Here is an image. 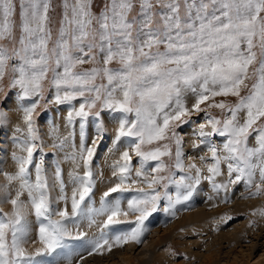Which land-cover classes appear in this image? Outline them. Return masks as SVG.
I'll return each mask as SVG.
<instances>
[{
  "label": "snow or ice",
  "instance_id": "6c2138e0",
  "mask_svg": "<svg viewBox=\"0 0 264 264\" xmlns=\"http://www.w3.org/2000/svg\"><path fill=\"white\" fill-rule=\"evenodd\" d=\"M51 6L52 0H19L17 24V0H0V93L10 73L25 125L13 136L16 171L3 173L8 184L0 186V205H11L10 212L0 207V264H72L74 257L82 262L114 247L142 245L149 217L178 218L204 182L214 194L206 195L209 201L231 203L237 185L244 188L241 199L264 195V0H104L99 15L93 0H63L55 40ZM85 64L94 66L80 70ZM49 74L55 91L46 101ZM75 100L79 106L66 121L72 126L79 119V144L74 131L61 138L55 126L51 130V147L72 166L66 180L59 158L51 161V173L45 167L46 144L35 117L42 102ZM106 110L121 114L108 150L119 158L109 165L97 206L103 172L93 161L108 132ZM200 113L204 120L197 123L193 117ZM90 118L95 130L89 142ZM5 120L0 111V124ZM186 124L193 125L191 147L207 150L199 156L203 167L185 163L178 129ZM257 212L264 216V209ZM130 214L134 221L126 219ZM85 226L97 234L90 237ZM30 244L39 246L30 250Z\"/></svg>",
  "mask_w": 264,
  "mask_h": 264
},
{
  "label": "rangeland",
  "instance_id": "374dc122",
  "mask_svg": "<svg viewBox=\"0 0 264 264\" xmlns=\"http://www.w3.org/2000/svg\"><path fill=\"white\" fill-rule=\"evenodd\" d=\"M103 5H104V0H93V8H92L93 12L96 15H99L101 10H102V8H103ZM51 7H52V10L50 12V15L53 18V23H52L53 40H55V38L58 35V30H59V27H60V21L62 20V17H63V0H52V6ZM136 11H138V6H137V10ZM136 11H134V13L132 15H136ZM16 21H17V24H19V0H17ZM160 50L163 51V48L161 47ZM257 51H259V50L257 49ZM98 59L102 63V59H103L102 54H98ZM93 66H94L93 64H85V65L81 66L80 70L90 69ZM111 67L119 68V65L116 62H113ZM250 71H251V69H250ZM50 81H51V74H49L48 81L45 82V97H46V101L52 99L54 91H55V89L51 86ZM10 82H11V74L9 73V75L5 77L4 82H3L4 92L0 93V111L5 112V114H6V112H7L6 106H7V102H8L7 99H9L11 96L14 97V101H15L16 104L12 107L10 116H12V119L14 118V120H17V121L13 120L14 122L11 123V124H14V126L11 127V134L12 135H10V137L8 139V141L10 142V144H9L10 147H8V150L10 151V153H7L8 157H10L12 159V157H11L12 153L14 151L18 152V150L15 147V144L12 143L13 142V136L17 135L16 128L17 127L24 128L25 125L23 123V113H22V110H21V107H20L21 102L18 99L19 89L18 88H16V89L11 88L10 87ZM254 82H255V77H253L252 79L247 81L249 87H251L252 83H254ZM97 83H106V81L97 80ZM241 94L242 95H247L248 94V89L243 90ZM217 99L218 100L219 99H226L229 103H232V104L236 103V98L235 97H227V98L218 97ZM46 101L42 102V106H41L40 109H38L37 115L35 117L36 126L39 129V133H40L41 137L43 138L42 134H44L43 133V127H42L41 124H42V121L44 120L45 114H48L47 120H46L44 125H45L47 131L50 132V135H51V130H52L53 126H55V128L57 129V135H59L61 138L67 137L70 132L74 131L75 132V141H76L77 144H79L80 121H79V119H76L77 121L75 120L72 126H68L67 125V121H66V116H67L68 111L71 109V107L73 105H75L76 107L79 106L80 100H75L71 104H68V103L59 104V105H57V104H48L47 107H44L43 105H44V103H46ZM27 103H30V101H25L24 102L25 105ZM188 103L189 104L191 103V98L190 97L188 98ZM52 111H54V113ZM209 111H211V113L213 115L217 116L218 118H221V113H220L219 110L210 109ZM109 113L110 112L106 110V111L103 112L102 115H103L104 121L106 123L105 125L107 126V129L110 130V131L108 130V133L114 135V131L113 130L116 127V121L115 120L118 117L117 115L120 114V113H115V114L110 113L112 115H110ZM113 115H116V116H113ZM51 117H52V119H51ZM130 118H134V114H131ZM112 119L114 121H111ZM193 119L197 123L202 122L204 120V114L200 113V114L194 116ZM106 121L107 122L110 121V122L107 123ZM114 122H115V124H114ZM110 123H112V124H110ZM4 124L5 123L0 124V139L3 136V133L5 131V130L4 131L2 130L3 127H4ZM92 125H93V127H92ZM110 125H112V126H110ZM12 128H13V130H12ZM192 129H193V125L192 124H186V125L182 126L180 129H178L180 134L185 137V141H186V145H185V163L186 164H190V163L195 162L198 166L203 167L204 162L199 160V156L200 155H206L207 154V150H206V148H203V147L201 149H193L191 147L192 139H195L194 137H192ZM85 130H86V134L88 133L87 136H89V134H90V137L94 135L95 122L91 118L89 119L88 123L86 124ZM108 137H109V135L105 136V138H108ZM105 138L103 140V143L102 142H101L102 144L100 143V146L97 149V154H96V156L94 158V161H93V168H94L95 171H97V172H103L104 171L103 172V176L98 178V184H97V190H96V193H97L96 194L97 206H99L100 195H101V193L103 191H105L107 189V187H108L107 181L111 177V168L109 167V165L112 163L113 160L119 158V153L117 155H115L114 158H111L109 156V154H108L107 157L104 158V160H101L102 157L100 155H104V152L106 150H109V148L111 147L110 145L107 146V147L105 146V145L108 144V142L105 141L106 140ZM188 138L190 140H188ZM49 140L51 141V143H49V144L47 143L48 145L45 147V152L47 153V155L45 157V167H46L47 170L50 167V165H52V167L54 168V165L51 163V161L55 158L53 156V154L55 153V156H56V155H58L60 153V152H58L57 150H55V149H53L51 147V145L53 143L52 135H51V137L49 136ZM213 140L217 144H220V143L223 142L224 138L223 137H219V136H214ZM89 141H91V139ZM126 142L127 141L125 140L124 144H126ZM0 143H3V142L0 141ZM250 143L254 146V143H255L254 139L250 138ZM104 146L106 147L104 152L100 153L99 149L103 148ZM4 148L5 147H3V148L0 147V153H1V151L4 153V150H6V148L5 149ZM68 150H70V149H68ZM190 155H191V157H195L196 159L195 160L190 159L191 157H188ZM0 156H2V155L0 154ZM165 161L167 163H172V161L168 160V158H165ZM13 162L15 164L14 160H13ZM133 163H134V165H136V158L135 157H134ZM152 163L154 165L155 162H152ZM10 164L13 167H16V165H13V163L10 162ZM69 165L71 166L70 163H69ZM62 166H63V164H62ZM62 168L64 170V167H62ZM10 169L11 168H9V172H10ZM13 171L15 172L16 168H13ZM4 172H7V170L4 169L2 171V173L0 172V181H2V178L4 176V174H3ZM202 185H204L205 187L202 188L200 186V195H198L197 197H195V196L193 197V200L191 201V205H192L191 208L189 210H187V211H180L178 213V218L171 219V218L165 216L162 212H156L151 217H149V220H147L145 222V224L151 229V232L152 231L155 232L158 229H160V231H162V230H165V227H169L172 224H175V223L179 222V220L183 216H185L187 213H192V211L197 208L196 207V203L197 204H206L207 202H210L209 204H213V202L216 203V201H217L216 204L218 206L219 205H223V209L220 210L222 212L221 213L220 212L215 213L214 216H212V218L210 219V225H208L210 233H207L208 231L205 232L202 227H198V226L189 227L188 229L187 228H183V229H181V232H180L182 234H179L180 235L179 237H176L175 239L172 238L170 240H167L165 243H163L161 245V247H160L161 250L164 251V253L166 252L168 254L170 260H172L171 261L172 263H169V264H200L201 263L200 262V257H198L196 255L195 251H198L200 248H202V250L205 249L204 247L208 243L207 242L208 241V239H207L208 236H210L213 233H215V234L219 233L220 234L221 232H223L224 229L233 227L235 224H237V222H245L249 226L256 227V228H258V226L261 225V222H260V220L258 218L260 214H259V212H257V210L258 209H264V200L260 203L259 206H257L254 209V211H245V210L244 211H239V210H237V212H235L233 209L235 207L234 205H236L235 203H237V202H244V201H247V200L259 199V198L263 199L264 195L257 196V197H252L250 199H241L239 197H240V194L244 192V188H243L242 185H237L236 188H235V191L233 193L232 202L226 204V203H220L219 199H217L216 201L207 200L206 199V195H214V194L211 192V188H210V186H209V184L207 182L202 183ZM15 187H16V182H13L12 185H11V188H12L11 190H13V189L15 190ZM69 188H70V185H69ZM14 190H13V192H14ZM13 192H12V194L14 195L15 192L14 193ZM22 198H24V197H22ZM4 205H0V207H4V211L5 212H10L7 208H9L8 206H11V205H9V204H4ZM219 207L217 209H215V210H218ZM229 208L230 209L233 208V209L230 210ZM208 211H210V210H208ZM253 212H256L257 214L253 215ZM225 215H230V216L234 217V219H232V220L228 221L227 223H225L221 219ZM121 219H125V218L122 217ZM126 219L134 221L135 220V216L130 214L129 217H127ZM253 221H255V224H253ZM162 226H164V227H162ZM117 227L125 228V227H127V225H121V226H117ZM88 231H92V230L88 229ZM151 232L149 234H146V239H149V237L151 235ZM96 234H97V232H94V231L88 233V235L90 237L93 236V235H96ZM254 236L257 237L256 241H258V242H257V247H256L252 257H254V256L258 257L264 251V231L262 232V234H254ZM254 236L252 235L250 237V239H252V237H254ZM246 243H248V242H246ZM30 245L28 247L31 250L32 246H30ZM128 245H131V243L124 245L122 248H125ZM143 245H144V243L142 245H140V246L136 245V247L139 246V248H141ZM184 246H186V248ZM221 250L226 251V250H228V248L221 247L220 248V252H223ZM194 252H195V254H194ZM94 255L86 256V258L88 259L89 257H92ZM185 256H187L188 258L185 259ZM192 260H193V262H192ZM79 261H80V259H79ZM165 264H167V262Z\"/></svg>",
  "mask_w": 264,
  "mask_h": 264
},
{
  "label": "bare ground",
  "instance_id": "6f19581e",
  "mask_svg": "<svg viewBox=\"0 0 264 264\" xmlns=\"http://www.w3.org/2000/svg\"><path fill=\"white\" fill-rule=\"evenodd\" d=\"M7 101H8L7 106H6V108H7V112H6L7 115L6 116L7 117H6V120L4 122L5 123L4 127L2 129L3 131L4 130L5 131L3 133V136L0 139V141L3 142V143H0V147H2V148L5 147L6 150H4V153L2 151L0 153L2 155V156H0V172L2 173V171L5 169V170H7V173H8L9 168H11L9 173H14L13 168H16V167H13L10 164V162L13 163V165H16V164H14L13 160L10 157H8L7 153H10V151L8 150V147H10V145H9L10 142L8 141V139H9L10 135H12L11 134V127L14 126V124H11V123L14 121H17V120H14V118L12 119V116H10L12 107L16 103L14 101V97H12V96L9 99H7ZM52 112L54 113V111H52ZM47 117H48V114H45L44 120L42 121V124H41L43 127V133H44L42 135H43L46 146L49 143H51V141L49 140V136L51 137L50 132L47 131V129L44 125L46 120H47ZM111 121H114V120L112 119ZM109 122H107V123H109ZM112 123H110V124H112ZM114 124H115V122H114ZM110 126H112V125H110ZM92 127H93V125H92ZM12 130H13V128H12ZM188 140H190V139L188 138ZM124 142L125 141H123L122 143H124ZM105 146L107 147V146H109V144H107ZM105 146L103 148L99 149L100 153L104 152V150L106 148ZM66 151H68V149ZM118 153L119 152L109 153V151L106 150L104 152V155H100L102 157L101 160H104V158L107 157L108 154L111 158H114L115 155H117ZM63 156H64V153L60 152L58 155L55 156V158L57 157L62 161V164H63L62 167H64V176H65V179H67L68 178V172L71 171L72 167L69 165L68 162L63 161ZM11 157H12V155H11ZM188 157H191V155ZM52 170H53V167H52V165H50V167L48 168L49 173H51ZM0 182H1L0 186L8 184V181L6 180L5 175L3 176L2 181H0ZM201 187L204 188L205 186L201 185ZM11 189L12 188L10 186L9 191L13 192L14 189L13 190H11ZM14 192H15V190H14ZM53 195L54 196L56 195L55 190L53 191ZM198 195H200V189H199L198 194L195 197H197ZM263 200H264V197H263V199L259 198V199L247 200L244 202H237V203H235L236 205H234L235 206L234 209L233 208L232 209L235 212H237V210H239V211H244V210L245 211H254V209L257 206H259ZM209 203L210 202H207L206 204H197L196 203L197 208L195 210H193L192 213H187L185 216H183L179 220V222L172 224L169 227H165V230H162V231H160V229H158L155 232L150 231L151 235H150L149 239H146L144 241V245L141 248H139L140 245L136 247L137 244L131 243V245H128L125 248L114 247L111 252H105L103 255L95 254L94 256L89 257L88 259L87 258L84 259L82 262L79 261V259H80L79 257H74L72 264H165L166 262H167V264L172 263L171 262L172 260H170L168 254L166 252L164 253V251L161 250V248H160L161 245L163 243H165L167 240H170L172 238L175 239L176 237H179L180 236L179 234H182L180 232H181V229H183V228L188 229L189 227L198 226V227H202L205 232L208 231L207 233H210L209 228H208V225H210V219L212 218V216H214L215 213H218V212L221 213L222 212L220 210L223 209V205H219L220 207L219 206L213 207L212 206L213 204H209ZM216 203H217V201H216ZM8 207L9 208H7V209L9 211H11V209H10L11 206H8ZM218 207H219V209L215 210ZM232 209H230V210H232ZM208 210H210V211H208ZM258 218L261 222V225L258 226V228L251 227L245 222H237V224H235L233 227L224 229L223 232H221L220 234L219 233L218 234L213 233L210 236H208V238H207L208 243L205 245V247H204L205 249L202 250V248H200L198 251H195L196 255L198 257H200V262H201L200 264H264V251L258 257H255V256L252 257V255H253L256 247H257V242H258V241H256L257 237H255L254 234H262V232L264 231V216L259 215ZM30 219L33 221V225H34V217H30ZM162 227H164V226H162ZM82 230L87 231L88 233L92 232V231L97 232L96 227L91 228L92 231H88L87 227L85 226ZM252 235L254 237H252V239H250V237ZM246 242H248V243H246ZM30 246H32V248H34V247L39 246V245H30ZM218 246L220 248L226 247V248H228V250H226V251L221 250L223 252H220V248ZM184 247L186 248V246H184ZM195 252H194V254H195ZM192 262H193V260H192ZM60 264H67V262L65 260H60Z\"/></svg>",
  "mask_w": 264,
  "mask_h": 264
}]
</instances>
